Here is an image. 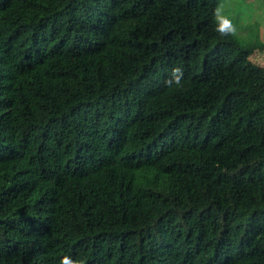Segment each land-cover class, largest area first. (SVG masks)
<instances>
[{
  "label": "trees",
  "instance_id": "trees-1",
  "mask_svg": "<svg viewBox=\"0 0 264 264\" xmlns=\"http://www.w3.org/2000/svg\"><path fill=\"white\" fill-rule=\"evenodd\" d=\"M218 3L0 0V264H264V43Z\"/></svg>",
  "mask_w": 264,
  "mask_h": 264
},
{
  "label": "rangeland",
  "instance_id": "rangeland-1",
  "mask_svg": "<svg viewBox=\"0 0 264 264\" xmlns=\"http://www.w3.org/2000/svg\"><path fill=\"white\" fill-rule=\"evenodd\" d=\"M222 14L231 18L236 25L234 35L242 46L264 43V0H218ZM250 59L264 65V49L255 47Z\"/></svg>",
  "mask_w": 264,
  "mask_h": 264
},
{
  "label": "clouds",
  "instance_id": "clouds-1",
  "mask_svg": "<svg viewBox=\"0 0 264 264\" xmlns=\"http://www.w3.org/2000/svg\"><path fill=\"white\" fill-rule=\"evenodd\" d=\"M213 20L215 23L214 31L221 37L236 35V25L231 18L222 14L221 6L219 5L213 12ZM183 78L184 70L182 67L177 66L173 68L170 78L165 83L169 87H172L173 85L176 87H182ZM60 264H84V261L80 259L73 260L70 256H64L60 260Z\"/></svg>",
  "mask_w": 264,
  "mask_h": 264
}]
</instances>
